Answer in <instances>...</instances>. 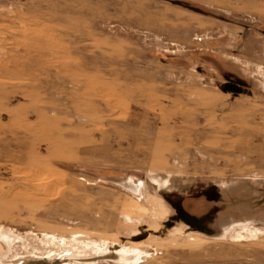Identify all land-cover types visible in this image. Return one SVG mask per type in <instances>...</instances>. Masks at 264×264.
Listing matches in <instances>:
<instances>
[{
	"label": "rangeland",
	"instance_id": "rangeland-1",
	"mask_svg": "<svg viewBox=\"0 0 264 264\" xmlns=\"http://www.w3.org/2000/svg\"><path fill=\"white\" fill-rule=\"evenodd\" d=\"M239 182L264 210V0H0V264H264L263 213L170 202Z\"/></svg>",
	"mask_w": 264,
	"mask_h": 264
},
{
	"label": "flooded vegetation",
	"instance_id": "flooded-vegetation-1",
	"mask_svg": "<svg viewBox=\"0 0 264 264\" xmlns=\"http://www.w3.org/2000/svg\"><path fill=\"white\" fill-rule=\"evenodd\" d=\"M227 85H236L240 88V84L237 83H230ZM211 186L212 185L209 184L195 189L194 193H198L195 195L198 198V203L195 205L187 202L184 206L181 201V194H178L177 198H174V200L170 199L179 220H182V222L187 224L191 229H202L204 225L221 223V217L226 215L227 203L225 200V191L221 190L217 193ZM260 205H262V203L257 199L255 208L250 211L256 219L259 218L262 213L264 214V210L261 209ZM233 208L236 211L241 210V203L234 205Z\"/></svg>",
	"mask_w": 264,
	"mask_h": 264
},
{
	"label": "crops",
	"instance_id": "crops-1",
	"mask_svg": "<svg viewBox=\"0 0 264 264\" xmlns=\"http://www.w3.org/2000/svg\"><path fill=\"white\" fill-rule=\"evenodd\" d=\"M234 186V185H233ZM215 192L219 193L220 192V188L219 186H216V185H212L211 186ZM237 190L236 193L237 195L235 194H232L230 190V188H226V189H223V191H225V200H226V203H227V210H226V215L225 216H222L221 217V223H214L212 225H204V228L202 229H191L194 233H197V234H200V235H203L207 238H211V239H220V238H223V234L224 232L227 231L229 232L230 230V227H232V225H230V217L232 215H237V218L236 219L238 223H241V210H235L233 207L235 204H240L241 203V183H237L236 186ZM185 224V223H184ZM187 225V224H186ZM188 226V225H187Z\"/></svg>",
	"mask_w": 264,
	"mask_h": 264
},
{
	"label": "trees",
	"instance_id": "trees-1",
	"mask_svg": "<svg viewBox=\"0 0 264 264\" xmlns=\"http://www.w3.org/2000/svg\"><path fill=\"white\" fill-rule=\"evenodd\" d=\"M244 182L245 184H247V186L252 185L251 182L249 181H244ZM245 188L246 187H244V189ZM247 192L248 190L245 193L243 192V196H241V200H242L241 205L243 206L241 208L244 210V214H248V213L251 214L250 211H252L255 208L256 200L254 197H251L252 194L250 193L246 194Z\"/></svg>",
	"mask_w": 264,
	"mask_h": 264
},
{
	"label": "water",
	"instance_id": "water-1",
	"mask_svg": "<svg viewBox=\"0 0 264 264\" xmlns=\"http://www.w3.org/2000/svg\"><path fill=\"white\" fill-rule=\"evenodd\" d=\"M223 90L225 92H232V93H235V94H240L242 93V89L239 88L238 86L236 85H225Z\"/></svg>",
	"mask_w": 264,
	"mask_h": 264
}]
</instances>
